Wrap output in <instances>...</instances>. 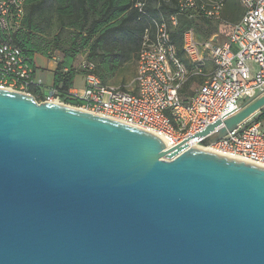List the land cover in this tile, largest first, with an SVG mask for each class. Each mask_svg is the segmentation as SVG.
Listing matches in <instances>:
<instances>
[{"label":"water","instance_id":"water-1","mask_svg":"<svg viewBox=\"0 0 264 264\" xmlns=\"http://www.w3.org/2000/svg\"><path fill=\"white\" fill-rule=\"evenodd\" d=\"M0 264H264V167L0 88Z\"/></svg>","mask_w":264,"mask_h":264},{"label":"built area","instance_id":"built-area-1","mask_svg":"<svg viewBox=\"0 0 264 264\" xmlns=\"http://www.w3.org/2000/svg\"><path fill=\"white\" fill-rule=\"evenodd\" d=\"M244 9L242 19L232 26L229 39L218 43L213 38L200 40L194 29L183 35V52L178 54L172 29L178 14L153 20V34L147 31L131 83L134 91L104 84L94 73L92 63L83 62V89L69 92L80 105L67 104L52 87L37 100L32 89L43 87L35 69L21 50L9 40L10 25L18 27L24 17L25 0H0V88L33 96L38 103H55L114 120L158 136L167 149L182 144L187 148L203 139H193L209 125L225 121L242 110L244 103L264 93V0H238ZM179 11L199 9L215 21L221 20L224 0H178ZM135 7L144 12L146 0ZM12 22V23H11ZM5 35L7 40L2 41ZM57 60V59H54ZM208 63L214 68L204 73ZM257 66L255 72L249 66ZM193 76L202 78L187 104L180 91ZM254 117L211 144L209 151L264 167V123Z\"/></svg>","mask_w":264,"mask_h":264},{"label":"trees","instance_id":"trees-1","mask_svg":"<svg viewBox=\"0 0 264 264\" xmlns=\"http://www.w3.org/2000/svg\"><path fill=\"white\" fill-rule=\"evenodd\" d=\"M137 1L25 0L24 17L18 27L10 25L9 40L33 67L36 55L57 59L53 88L64 102L78 106L80 102L72 100L69 92L76 78L86 73L80 68L82 63H92L93 73L104 84H110L126 65L138 62L144 35L147 31L153 34V20L160 12L165 15L179 13L178 25L171 35L179 56L187 64L182 46L187 30L194 29L200 40H209L219 33L229 16L244 15L238 0H224L219 21L206 18L199 9L181 13L178 0H146L144 12L135 7ZM1 40H7L6 36ZM203 72L206 73V68ZM202 80L193 76L183 86L180 97L184 104L195 93L190 92L191 84L195 81L200 84ZM32 94L37 100L43 97L38 87L32 89ZM254 121L264 123V109Z\"/></svg>","mask_w":264,"mask_h":264},{"label":"rangeland","instance_id":"rangeland-1","mask_svg":"<svg viewBox=\"0 0 264 264\" xmlns=\"http://www.w3.org/2000/svg\"><path fill=\"white\" fill-rule=\"evenodd\" d=\"M231 27L227 26L224 30H225V35H228L231 32ZM35 62H36V66H37V70L36 72H38L39 74L43 75L44 80V91H49V89L51 88V81L53 79V74L51 71V68H48L49 65V60L47 57L42 56V55H37L35 58ZM48 69L50 71H48ZM137 73V61L135 63H130L128 65H126L123 69L120 70V72L118 73L117 77L115 78L114 81H112L110 84L114 87H118V88H124V89H129L130 91H134L133 87L131 86V83L133 82L135 76ZM47 77V80H46ZM83 80H84V76L80 75L76 78L75 81V88L78 90L83 89ZM199 87V83L197 81L193 82L190 86V92H195Z\"/></svg>","mask_w":264,"mask_h":264},{"label":"crops","instance_id":"crops-1","mask_svg":"<svg viewBox=\"0 0 264 264\" xmlns=\"http://www.w3.org/2000/svg\"><path fill=\"white\" fill-rule=\"evenodd\" d=\"M242 15H243V14H240V15H238V16H236V17H234V16H229V18H227L228 21L226 22V24H223V25L221 26L220 30H219V33H218V34H215L212 38H213L216 42H218V43L226 42V41L229 39V36H230L231 32H230L228 35H225V34H224V33H225V30H224V29H225L227 26H229V27H231L230 29H231V31H232V25L235 24V23H237L238 21H240ZM36 56H37V55H36ZM36 56L34 57L35 78H36L37 80H44V81H45L43 75H41V74H39L38 72H36V70H37V66H36V62H35V58H36ZM48 60H49V59H48ZM49 61H50V62H49L48 68H51V71H50L49 69H48V71L52 72V74H53V79H52V81H51V83H50L51 88H52V87H54V80H55V74H54V72H55V70H56L57 63H56V60H54V59H53V60H49ZM249 66L251 67V69H252L253 72H255V71L257 70V66H256L255 64L250 63ZM213 68H214L213 64H212V63H208L207 66H206V73H210V72L213 70ZM46 80H47V77H46ZM44 81H43V87H40V88H39L40 91H41V93L43 94V96L46 95V94L48 93V91L46 92V91H44V89H43V88H44ZM75 81H76V80H75ZM45 82H46V81H45ZM201 82H202V81H201ZM83 83H84V80H83ZM83 85H84V84H83ZM74 88H75V84H74Z\"/></svg>","mask_w":264,"mask_h":264},{"label":"bare ground","instance_id":"bare-ground-1","mask_svg":"<svg viewBox=\"0 0 264 264\" xmlns=\"http://www.w3.org/2000/svg\"><path fill=\"white\" fill-rule=\"evenodd\" d=\"M209 141H210V138L209 139L207 138V139L198 141V143H195L194 146L198 147V148H201L203 150L209 151V146L206 143V142H209ZM241 161H245V160H241ZM245 162H248V161H245ZM248 163H250V162H248Z\"/></svg>","mask_w":264,"mask_h":264}]
</instances>
